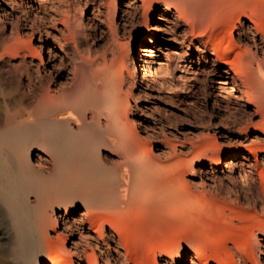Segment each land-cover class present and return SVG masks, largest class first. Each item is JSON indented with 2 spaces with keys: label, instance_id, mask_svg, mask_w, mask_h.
Masks as SVG:
<instances>
[{
  "label": "bare ground",
  "instance_id": "1",
  "mask_svg": "<svg viewBox=\"0 0 264 264\" xmlns=\"http://www.w3.org/2000/svg\"><path fill=\"white\" fill-rule=\"evenodd\" d=\"M70 1L80 11L86 3L0 0V264H264L258 259L264 258V231L256 232L254 242L243 245L240 254L228 247L223 259L195 243L169 248L157 259L155 253L145 258L128 253L121 245L128 241L108 221L160 184L168 161L184 165L188 150L184 143L168 141L163 121L150 119L145 107L130 113V80L120 68L122 49L134 75L135 98L150 87L169 89L176 71L187 72L195 64L193 52L198 53V65L206 61L209 49L214 69L222 74L218 95L235 94L236 107H225L224 123L236 128V137L248 150L240 144L217 154L208 170H197L205 185L199 194H208L199 203L226 191V184L251 193L243 180L256 170L264 177V37L257 39L256 31L261 22L255 23V31L243 25L239 36L249 37L255 53L233 66L221 51L233 40V30L225 35L228 26L215 22L207 32L200 19L205 9L199 7L198 13V6L190 24L193 9L187 3L165 0L167 6L157 10L152 1L132 0V12L122 11L115 22L112 0L113 9L105 19L98 18L99 32L106 35L98 50L87 40L88 31L95 36L97 24L72 15ZM143 15L166 22L171 39L156 38L159 21L144 39L133 33ZM136 36L138 64L133 56ZM163 47H172L166 48L165 59L159 55ZM137 127L146 137L163 138L156 154L139 148Z\"/></svg>",
  "mask_w": 264,
  "mask_h": 264
},
{
  "label": "rangeland",
  "instance_id": "2",
  "mask_svg": "<svg viewBox=\"0 0 264 264\" xmlns=\"http://www.w3.org/2000/svg\"><path fill=\"white\" fill-rule=\"evenodd\" d=\"M111 1L86 0L82 11L75 7L77 2H69L72 15L78 19L81 16L83 20L91 19L97 24V27L93 28L95 36L94 31L93 33L88 31L91 35L87 40L89 43L93 42L92 44L98 50L102 47L106 37L99 32L98 18L105 19L108 9L110 7L113 9ZM131 1L116 0L117 12L115 15L111 14L115 22H118L122 11L132 12ZM151 1L158 4L157 10L167 6L163 3L165 0H147V3ZM177 1L182 2L183 5L187 3L192 7L193 10L189 13L190 24L193 23L191 15L198 6V13L199 7L205 9L204 12L200 10L203 12L201 13L203 16L200 14V19L207 24V32L211 30L215 22L228 26L223 30L225 35L230 33V29L233 30V40L221 48V51L225 52L224 60L233 66H240L249 54L255 53L248 40L249 37L239 36L243 32L244 24L249 25L255 31V23L261 22V28L256 30L259 35L257 39L264 37V0ZM174 9V7L171 8L173 11ZM140 13L142 14L141 11ZM157 13L156 10L153 11V15L157 16ZM153 15H143L140 22L133 28V33H139L144 39L149 27L159 21L157 22L159 23L158 31H155L156 38L163 41L171 39L170 26L161 20L154 22ZM146 17L148 18L147 23L144 21ZM137 38L138 36L133 40L135 48L133 56L136 64L139 61ZM206 41H209V38H206ZM26 42L28 41H25V45H28L29 42ZM165 43L171 46L172 43L174 44V42ZM261 45H264V38ZM32 46L36 48L37 44L32 43ZM166 48L172 47L162 48V52L159 53L162 59H165ZM119 53L121 54L120 68L123 75L130 80L128 86L132 95L129 99L130 113L134 112L135 108L145 107L150 119L163 121L168 141L175 145L184 143L188 147L185 152L184 165H178L176 159L168 161V169L163 173L164 178L160 184L152 185L149 188L151 191L144 192L137 205L123 209L124 211L119 210L120 212L115 217L108 219L128 241L126 246L124 242H121V245L123 244L128 253H138L142 258L151 253H155L156 256L163 255L169 251V248L176 249L178 246L187 248L193 243L200 245L206 251L217 252L221 259L229 254V248L231 252L240 254L243 245L254 242L256 232L264 231V177L260 175L259 170H256L252 177L248 176L244 179L246 181L243 180L245 185H251L253 194L237 191L236 185L226 184V191L218 192L204 205L199 203V200L208 194H199L205 189V185L200 183L201 176L197 170H208L211 163H216L217 154L236 149L240 144L245 146L247 144L243 142V139L236 137V128L224 123L226 122L225 116H227L225 107H236L235 94L225 96V98L218 95L217 82L222 79V74L220 70L217 71L213 67L212 57L209 55L210 49L204 56V58L207 57L206 61L200 60L198 65L196 64L198 53L193 52L192 59L195 64L191 65L187 72L176 71L175 78L168 83L169 89L150 87L145 91V95L137 98L134 97L137 91L134 87V75L128 62L127 50L122 49ZM257 55L260 57V54ZM179 76H182V80L180 78L177 80ZM244 91L248 93V88H244ZM127 119L132 123L131 114ZM131 127H134L133 124ZM135 134L139 138L137 139L139 148L145 146L147 151L157 153L158 144L163 141V138L154 140L146 137L139 127L135 128ZM172 135L176 138H172ZM245 146H243V151L246 152L248 148ZM201 159H203L202 163L198 165ZM255 193L259 195L260 203L254 200ZM189 212L194 215L193 218ZM158 256L157 259H159ZM258 259L264 262L263 257L258 256ZM147 264H152V261Z\"/></svg>",
  "mask_w": 264,
  "mask_h": 264
}]
</instances>
